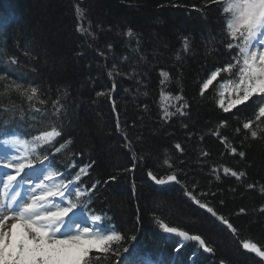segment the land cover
I'll list each match as a JSON object with an SVG mask.
<instances>
[{"label":"trees","instance_id":"obj_1","mask_svg":"<svg viewBox=\"0 0 264 264\" xmlns=\"http://www.w3.org/2000/svg\"><path fill=\"white\" fill-rule=\"evenodd\" d=\"M129 29L132 37L126 35ZM226 43L220 8L208 0H0V75L7 70L11 79L33 83L48 101L42 117L17 95L0 96V105H17L15 115L0 107V139L15 134L30 140L55 121L62 129L58 140L71 139L72 144L67 153L56 154L53 169L75 174L91 164L84 184L99 183L84 213L106 217L101 223L124 234L129 247L128 253L121 249L93 264L259 261L241 241L264 245V138L244 140L243 132L235 133L240 120L253 115L252 101L224 113L216 103L215 85L203 97L199 94L206 76L231 59ZM11 58L18 63L10 65ZM161 70L170 77L164 85ZM161 89L184 97L185 115L167 122L161 118ZM57 98L63 105L59 118L50 107ZM223 119L228 123L221 134L245 152L244 159L231 155L212 135ZM177 143L183 152L175 149ZM204 151L209 155L203 156ZM166 153L175 169L162 165ZM133 163L134 170L125 171ZM221 165L244 171L246 177L237 181L221 169L217 179L212 168ZM149 170L158 177L175 170L181 183L156 186ZM185 189L232 223L236 236L185 195ZM157 217L201 235L214 253L194 241H183L176 252L182 238L163 232Z\"/></svg>","mask_w":264,"mask_h":264},{"label":"snow or ice","instance_id":"obj_2","mask_svg":"<svg viewBox=\"0 0 264 264\" xmlns=\"http://www.w3.org/2000/svg\"><path fill=\"white\" fill-rule=\"evenodd\" d=\"M208 3L220 8L227 40L225 46L232 55L229 61L212 70L200 83L199 94L203 97L205 92L215 85L214 91L219 97L216 103L224 113H230L238 106L252 101L250 107L253 108V115L240 120V126L235 129V133L241 135L243 132L244 140L264 138L261 135L264 133V0H208ZM76 14L78 19L83 18V9L79 4L76 6ZM77 30L95 39L94 33L82 27ZM126 35L132 37V30L129 29ZM183 46L187 52L189 49L187 37H184ZM17 63L15 58L10 59V65ZM159 75L162 77L161 85L170 79L167 71L161 70ZM0 82H3L0 84L3 89L0 96L15 94L27 102L31 112L42 117L47 115L48 108L45 106L48 105V101L43 98L38 86L11 79L7 70L5 74L0 75ZM253 97L258 99L254 100ZM160 98L161 118L165 122L172 116L185 115L184 109L188 105L182 95L173 96L161 89ZM0 107L4 113L16 114L17 105L14 102ZM50 107L51 115L59 118L63 109L60 99H55ZM170 108L175 110L170 111ZM113 110L115 111V106ZM234 115L239 119L238 114ZM227 123V119L221 120L212 135L220 139L231 155L244 159L245 152L230 146L228 137L220 132L221 128L227 127ZM119 127L117 121V129ZM61 136V127L53 121L30 140L15 134L0 139V144L5 148L11 147L15 152L13 155L5 152L3 157H0L3 160L0 168L4 170L0 176V264H93L94 260L100 261L110 255H118L121 249L123 253L129 252L126 243L128 238L114 227L110 228L101 223L106 217L90 214L88 218L92 222L91 226L78 221L77 217L87 210L99 181L90 186L84 184L82 178L89 175L88 169L91 164L81 167L75 174L53 169L52 161L56 154L67 153L72 144L71 139L59 141L58 138ZM175 149L183 152L179 143L175 144ZM201 154L209 155L206 151ZM136 160L134 154L133 161ZM162 165L168 169H175L167 153ZM135 166L133 163L132 168L125 171H133ZM221 169L224 175H230L237 181L246 177L244 171L233 170L223 165L213 167L211 174L220 179ZM147 175L157 185L181 183L175 170L160 177L149 170ZM110 179L114 181L116 177ZM25 185L30 187L26 188ZM255 186L247 185L248 188ZM261 192L264 194V186H261ZM185 195L236 236L238 230L233 224L219 215L208 203L201 201L187 189ZM260 210L264 212V208ZM240 211L244 212V209ZM156 223L163 232L182 238V242L175 248L176 252L184 246L183 241H194L204 252L214 253L213 247L201 235L177 226H169L159 217L156 218ZM130 239L135 241L137 237L133 235ZM241 246L259 257L257 264L264 262V245L245 239L241 241ZM117 264L124 262L117 261ZM220 264H224V261L221 260Z\"/></svg>","mask_w":264,"mask_h":264},{"label":"rangeland","instance_id":"obj_3","mask_svg":"<svg viewBox=\"0 0 264 264\" xmlns=\"http://www.w3.org/2000/svg\"><path fill=\"white\" fill-rule=\"evenodd\" d=\"M225 100L227 102V95L225 97ZM5 152H7L8 155H13L15 154L14 152V149H12L11 147H8V148H5L3 145L0 146V157H3V155L5 154ZM3 163V160L0 159V164ZM25 187H30V185H25ZM78 221L81 223V224H84V225H88V226H91V221L89 220V218H87L86 216H84L83 214L78 216L77 217Z\"/></svg>","mask_w":264,"mask_h":264},{"label":"water","instance_id":"obj_4","mask_svg":"<svg viewBox=\"0 0 264 264\" xmlns=\"http://www.w3.org/2000/svg\"><path fill=\"white\" fill-rule=\"evenodd\" d=\"M150 179V178H149ZM151 180V179H150ZM152 181V180H151ZM154 184H155V182L154 181H152ZM171 184H173V182H170V183H168V184H166V185H171ZM156 186H166V185H157V184H155ZM259 258V257H258Z\"/></svg>","mask_w":264,"mask_h":264},{"label":"bare ground","instance_id":"obj_5","mask_svg":"<svg viewBox=\"0 0 264 264\" xmlns=\"http://www.w3.org/2000/svg\"><path fill=\"white\" fill-rule=\"evenodd\" d=\"M167 186H169V185H166V186H159V187H167Z\"/></svg>","mask_w":264,"mask_h":264}]
</instances>
